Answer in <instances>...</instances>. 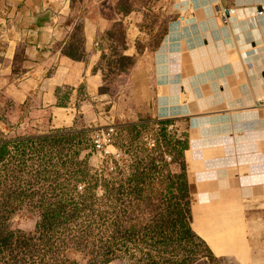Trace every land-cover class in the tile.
<instances>
[{
    "label": "crops",
    "instance_id": "0c3cea01",
    "mask_svg": "<svg viewBox=\"0 0 264 264\" xmlns=\"http://www.w3.org/2000/svg\"><path fill=\"white\" fill-rule=\"evenodd\" d=\"M174 3L159 46L106 89L98 67L114 20L81 0H0V113L37 135L172 120L190 136L196 230L217 252L208 230L230 226L245 263L264 264V17L227 25L221 12L264 0Z\"/></svg>",
    "mask_w": 264,
    "mask_h": 264
},
{
    "label": "trees",
    "instance_id": "16d2710c",
    "mask_svg": "<svg viewBox=\"0 0 264 264\" xmlns=\"http://www.w3.org/2000/svg\"><path fill=\"white\" fill-rule=\"evenodd\" d=\"M91 132L0 137V264H80L79 255L88 264H192L201 256L218 264L194 226L185 161L190 141L163 132L184 160L182 172L165 173L168 166L160 167L148 149V165L91 169L90 155L80 159ZM25 206L39 211L28 233L10 223Z\"/></svg>",
    "mask_w": 264,
    "mask_h": 264
},
{
    "label": "rangeland",
    "instance_id": "374dc122",
    "mask_svg": "<svg viewBox=\"0 0 264 264\" xmlns=\"http://www.w3.org/2000/svg\"><path fill=\"white\" fill-rule=\"evenodd\" d=\"M81 2L83 6H93L91 7L92 10L95 9V12H99L101 15L114 20L113 28L104 36L105 49L102 61L98 67L106 77V89L107 86L114 82L116 75L120 72H128L135 63L134 57L138 58L143 56V54L154 52L166 34L169 23L177 19L174 8L175 0H81ZM4 115L5 113H0V137L15 139L37 135L32 130V127L34 128L31 125L32 120L27 123L24 121L12 122L6 119ZM142 122H148L147 128L134 129V124L131 123L122 125L112 123L117 126L118 135L113 147L109 149L112 154L104 157L95 154L91 149V136L101 126L88 128L92 130L89 135L90 144L82 152L80 159H87L88 155H90L88 157V165L91 169H105L108 166L110 168L119 167L125 169L126 165L132 163L148 165L149 161L146 160L147 154L145 153L148 149L147 153L159 162L160 167L168 166L164 169L165 173L168 170L182 172L184 160L179 156L178 150L168 145L167 140L164 139L163 132L167 133L169 140H189L190 136L187 135L184 128L174 125L175 128L170 130L167 127L168 125L163 127L160 124L161 121L154 120H144L137 125ZM103 174H107L106 170ZM221 219L224 224L228 222V225H230L233 222H230L228 216L226 218L222 216ZM38 220L39 211L25 206L13 215L10 223L12 228L28 233L35 229ZM208 231H213V234H211L212 244L218 241L217 245L215 244L218 246V250L214 252L218 264L247 263H245V257H242L243 246L236 242V229L229 226V228L220 230L222 233L214 228H210ZM226 231L230 232L228 238H225L227 237L225 235H221ZM238 239L240 240V238ZM242 239L245 242L244 244L248 246L247 240L245 238ZM78 259L80 264H88L83 256L79 255ZM192 264L209 263L207 258L201 256Z\"/></svg>",
    "mask_w": 264,
    "mask_h": 264
},
{
    "label": "built area",
    "instance_id": "2783aa9c",
    "mask_svg": "<svg viewBox=\"0 0 264 264\" xmlns=\"http://www.w3.org/2000/svg\"><path fill=\"white\" fill-rule=\"evenodd\" d=\"M254 11L256 16L264 17V6L256 7V8H224L222 12L224 23L229 25L234 19L239 17L240 15L247 14L249 11ZM258 105L260 107H264V100H260ZM159 126V125H158ZM168 129L172 130L174 125H168ZM118 135L117 126L114 124L107 125L106 127H101L95 130L91 136V149L92 151L104 157L105 155H110L112 152L109 150L110 147H113V143ZM171 160V158H170Z\"/></svg>",
    "mask_w": 264,
    "mask_h": 264
}]
</instances>
